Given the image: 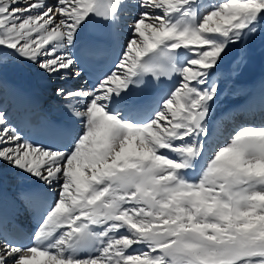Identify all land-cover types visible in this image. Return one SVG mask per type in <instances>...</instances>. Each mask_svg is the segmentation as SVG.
Masks as SVG:
<instances>
[{
  "label": "snow or ice",
  "instance_id": "1",
  "mask_svg": "<svg viewBox=\"0 0 264 264\" xmlns=\"http://www.w3.org/2000/svg\"><path fill=\"white\" fill-rule=\"evenodd\" d=\"M93 26L127 38L108 52ZM258 37L264 0H0V60L64 101L24 127L0 105V164L30 181L33 223L19 242L0 211V264H264V125L220 143L213 118L223 66Z\"/></svg>",
  "mask_w": 264,
  "mask_h": 264
},
{
  "label": "bare ground",
  "instance_id": "2",
  "mask_svg": "<svg viewBox=\"0 0 264 264\" xmlns=\"http://www.w3.org/2000/svg\"><path fill=\"white\" fill-rule=\"evenodd\" d=\"M114 31L119 42L122 43L123 38H127V32L122 26ZM0 64L3 65L0 67V105L5 111L7 101L9 99L15 100L19 93H31L33 96H37L36 93H41L47 98L46 107L52 110L51 107L57 105L55 111L58 116L62 117L64 101L55 95H50L48 98L49 94L47 93L51 83L45 79H39L37 76L39 73L34 71L36 70L34 67L21 62L9 61L7 58L0 60ZM223 71L226 74H231V78L221 83L222 94L214 110V120H220L224 117L222 128L223 133H225L222 134L220 143L224 140L227 141L228 135L242 126L240 122L239 127L226 125L231 117L224 116L225 109L237 99L251 98L255 96L257 90L264 88V39L258 37L255 41L250 42L246 48L234 49L230 59L223 66ZM59 82L62 81L55 79V83ZM65 86L74 87L71 82ZM28 187H30V181L17 177L6 164H0V196L2 198L11 199L16 203L18 195ZM19 212L21 216H24L22 209H19Z\"/></svg>",
  "mask_w": 264,
  "mask_h": 264
},
{
  "label": "rangeland",
  "instance_id": "3",
  "mask_svg": "<svg viewBox=\"0 0 264 264\" xmlns=\"http://www.w3.org/2000/svg\"><path fill=\"white\" fill-rule=\"evenodd\" d=\"M126 32H127V31H126ZM34 68H35V67H34ZM35 69H36V68H35ZM34 71H36V72H38V73L40 74V72L38 71V69H36V70H34ZM39 74H37V75H39ZM39 76H42V77H39V78H47V77H44V76L41 75V74H40ZM48 80H49V82L52 81V85L55 84V83H54L55 79H52V80L48 79ZM56 86H57V85H54V86H53V89H54ZM53 94H54V92H53ZM54 95H55V94H54ZM225 142H227V141L224 140L222 143H225Z\"/></svg>",
  "mask_w": 264,
  "mask_h": 264
}]
</instances>
